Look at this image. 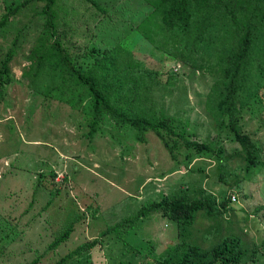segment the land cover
<instances>
[{"label":"rangeland","instance_id":"1","mask_svg":"<svg viewBox=\"0 0 264 264\" xmlns=\"http://www.w3.org/2000/svg\"><path fill=\"white\" fill-rule=\"evenodd\" d=\"M55 1L58 39L68 52L81 47L80 69L86 47L127 40L132 56L157 72L143 79L155 108L175 115L188 138L213 141L222 153L198 156L177 138L174 159L154 132L141 131L138 139L136 129L104 115V125L88 134L89 101L79 94L81 86L67 75L51 81L46 67L36 75L27 57L41 43L43 2L0 0V18L6 16L0 61L8 60L0 76V264L153 263L178 241L177 225L160 209H139L164 195L198 197L201 189L213 196L219 213L197 210L192 240L204 248L231 233L253 251L229 264H264V107L240 113L242 131L258 147L256 164L246 170L240 144L227 129L217 131L207 111L215 74L182 64L138 31H128L126 14L117 11L121 0H91L104 7L102 14L89 0ZM67 228V238L51 247ZM83 243L88 245L82 252H73Z\"/></svg>","mask_w":264,"mask_h":264},{"label":"trees","instance_id":"2","mask_svg":"<svg viewBox=\"0 0 264 264\" xmlns=\"http://www.w3.org/2000/svg\"><path fill=\"white\" fill-rule=\"evenodd\" d=\"M37 1L43 2L40 7L43 28L38 33L41 43L37 49H30L27 57L34 63L31 66L36 75L46 67L51 81L55 75L61 80L67 75L74 84L81 86L79 94L89 101V110L85 111L90 116L88 134L104 125L101 120L104 115L115 124L136 129L138 139L141 131L154 132L174 159L177 138L198 156L208 152L218 156L222 153L220 146L215 143L213 146V141L205 143L188 138L191 134L183 132L184 125L175 115L165 113L162 105L155 108L149 86H144L143 79L157 72L143 67L141 60L132 56L127 40L103 49L93 45L86 47L85 69H80L83 62L77 60L80 57L76 51L81 47H73L68 52L62 49L58 39L54 13L60 14V8L56 1ZM120 3L117 11L126 14L128 31H138L154 47L182 64L196 65L197 69L215 74L216 79L206 94L208 114L217 131L225 128L232 132V137L240 144L244 167L246 170L252 168L256 164L258 147L238 122L244 109L253 114L256 106L264 107V0H144L143 5L140 0H121ZM91 5L96 12L104 13L103 6L94 1ZM16 7L10 8L8 13H14ZM5 19V15L0 18V29ZM5 58L0 61V76L7 71ZM171 75L167 74V85L171 83ZM190 157L187 153L185 161ZM218 178L224 181L222 175ZM198 192V197L190 199L185 194L164 195L149 207L139 209L138 214L160 209L177 225L178 241L167 245L150 264H229L245 255L250 256L253 249L248 250L231 233L221 234L204 248L192 240L190 225L195 212L201 210L208 216L219 213L213 196L202 189ZM225 203L226 200H221V207ZM69 231L71 228L55 238L51 247L67 238ZM87 245H78L73 252H82Z\"/></svg>","mask_w":264,"mask_h":264}]
</instances>
